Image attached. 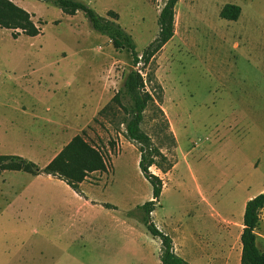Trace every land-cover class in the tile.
I'll return each instance as SVG.
<instances>
[{
	"label": "rangeland",
	"instance_id": "1",
	"mask_svg": "<svg viewBox=\"0 0 264 264\" xmlns=\"http://www.w3.org/2000/svg\"><path fill=\"white\" fill-rule=\"evenodd\" d=\"M13 1L41 32L14 38L0 27V153L42 166L69 134L62 125L88 120L85 132L109 169L75 190L82 199L64 186L33 184L23 171L0 176V264H161L160 239L137 208L152 199V184L112 101L134 67L130 53L115 49L81 10L70 15L45 0ZM81 1L108 18L117 13L139 53L157 36L166 2ZM228 3L241 7L237 20L221 17ZM136 68L153 97L141 126L168 158L158 161L174 164L168 173L150 167L163 181L152 215L157 226L178 219L193 226L201 193L227 217L264 187V0H179L174 36ZM101 84L90 118L97 102L91 88ZM44 135L55 141L51 150L41 145ZM259 214L264 235V210Z\"/></svg>",
	"mask_w": 264,
	"mask_h": 264
},
{
	"label": "trees",
	"instance_id": "2",
	"mask_svg": "<svg viewBox=\"0 0 264 264\" xmlns=\"http://www.w3.org/2000/svg\"><path fill=\"white\" fill-rule=\"evenodd\" d=\"M61 8L63 12L75 15L81 10L89 19L92 28L107 35L114 48L125 50L132 57L133 68L126 74L123 85L112 97L123 113L121 123L125 125L126 136L139 144V167L143 175L152 184V199L138 205L141 220L152 236L160 239V260L162 264H192L175 252L173 239L160 230L152 220L151 213L159 202L163 189V181L151 172L155 165L169 171L174 164L164 165L158 161L167 162V156L156 147L151 136L146 133L141 124L144 111L153 97L146 89L145 78L137 65H148L154 56L168 43L175 32V7L179 0H166L158 14L159 31L142 53L136 49L133 36L118 22V14L109 11L113 18L100 15L94 8L81 0H45ZM241 13L238 4L228 3L220 11L222 18L237 20ZM32 14L13 0H0V27L12 30V36L17 38L21 32L36 36L41 32L40 27L32 19ZM104 109V108H103ZM109 164L105 154L99 147L86 138V132L75 135L44 167L40 168L34 161L17 154H0V173L3 170H22L32 174L45 172L64 180L74 190L80 192V183L92 172H106ZM264 206V190L246 202L243 231L241 233L242 255L240 264H264V252L258 247L257 229L260 225L259 208ZM107 207H111L107 204ZM132 212H129V215Z\"/></svg>",
	"mask_w": 264,
	"mask_h": 264
},
{
	"label": "crops",
	"instance_id": "3",
	"mask_svg": "<svg viewBox=\"0 0 264 264\" xmlns=\"http://www.w3.org/2000/svg\"><path fill=\"white\" fill-rule=\"evenodd\" d=\"M104 87L106 86H103V84H101L99 88H91V92L97 95V102L95 105L94 113L90 118L94 117L99 110L101 103L100 95H102V93L104 92ZM167 118L169 119L171 129L174 130L172 121L168 113ZM88 124V120L75 125L69 122L63 124L62 132L69 134L63 141L59 142L58 145L53 148V151L46 159V163L42 166H38L41 169L44 168L75 135L81 134L83 130L85 131ZM65 133H63V135ZM86 138L88 140L90 139L87 132ZM52 141L55 142L53 138L47 139L45 135L42 137V141L40 142L44 151L50 149V144ZM15 171L18 172L22 170H3L0 173V176H5L7 175V173ZM23 172L30 175L31 182L33 184L48 183L49 186L53 187V189H55L56 187L64 186L68 189H71L79 199H82V197L77 193L78 191L76 192L70 185H68L58 176L47 174L45 172H40L38 174H32L25 171ZM94 173L101 172H92L89 175H92ZM88 178L89 176L80 183L79 187H82L85 182H90L87 180ZM38 188L39 187H37V189ZM28 189L29 185L24 189V191ZM263 190L264 187H262L254 194L247 195L244 198L242 206L235 207L233 210L228 211L227 217H222L219 211L216 210V208L213 206L211 200L204 193H201V200L197 204V206L201 205L200 211H202V214L198 217L196 223L193 224V226L187 228L186 226H184L183 222L178 219L175 221H169L168 223H163L162 226L157 227L163 232L168 233L172 237L175 252L192 264H240L242 255L241 233L244 227L243 218L246 202ZM24 191L22 192L25 193ZM85 202L90 203V200L87 199L85 200ZM236 209L239 212L235 214L234 210ZM263 210L264 206L259 208V217V212ZM154 212L155 210L152 211L151 216L154 214ZM259 236L262 239L260 243L258 242ZM256 242L258 247L264 252V235L261 234V232H259L258 230Z\"/></svg>",
	"mask_w": 264,
	"mask_h": 264
}]
</instances>
